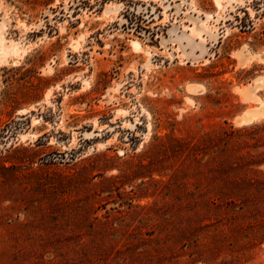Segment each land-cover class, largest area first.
Returning a JSON list of instances; mask_svg holds the SVG:
<instances>
[{
    "label": "rangeland",
    "instance_id": "1",
    "mask_svg": "<svg viewBox=\"0 0 264 264\" xmlns=\"http://www.w3.org/2000/svg\"><path fill=\"white\" fill-rule=\"evenodd\" d=\"M0 32V264H264V0H0Z\"/></svg>",
    "mask_w": 264,
    "mask_h": 264
},
{
    "label": "bare ground",
    "instance_id": "2",
    "mask_svg": "<svg viewBox=\"0 0 264 264\" xmlns=\"http://www.w3.org/2000/svg\"><path fill=\"white\" fill-rule=\"evenodd\" d=\"M5 37L3 36V34L0 32V52H4L5 53V50H6V47H5ZM138 45V44H137ZM137 48H140V46L138 47L137 46ZM246 58V57H245ZM250 58V57H249ZM241 60V59H240ZM260 82H261V80H260ZM264 83V82H263ZM264 85V84H263ZM258 86H260V85H258ZM248 92V91H247ZM246 93V92H245ZM249 93V92H248ZM247 93V94H248ZM247 94H244V96L245 95H247ZM250 94V93H249ZM253 94H254V92H253ZM253 94H251L252 96H253ZM249 96L248 98H250V97H252V96ZM246 98H247V96H246ZM261 101H262V103H261V105L259 106V107H257V108H255L254 110H252V111H248V112H246L244 115H243V118H242V122L244 121V122H252V121H254V119H257V118H260V117H262V116H264V99H260ZM253 109V108H252ZM241 123V122H240Z\"/></svg>",
    "mask_w": 264,
    "mask_h": 264
},
{
    "label": "crops",
    "instance_id": "3",
    "mask_svg": "<svg viewBox=\"0 0 264 264\" xmlns=\"http://www.w3.org/2000/svg\"><path fill=\"white\" fill-rule=\"evenodd\" d=\"M262 117H264V116H262ZM261 118V117H260ZM260 118H257V119H260ZM254 120H256V119H254Z\"/></svg>",
    "mask_w": 264,
    "mask_h": 264
}]
</instances>
